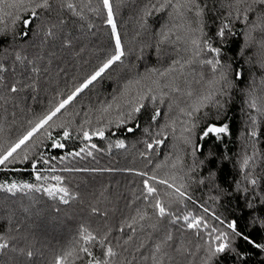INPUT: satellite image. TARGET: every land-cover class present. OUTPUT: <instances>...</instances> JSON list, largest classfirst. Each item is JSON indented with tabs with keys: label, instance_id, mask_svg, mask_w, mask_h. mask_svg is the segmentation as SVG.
Returning a JSON list of instances; mask_svg holds the SVG:
<instances>
[{
	"label": "trees",
	"instance_id": "trees-1",
	"mask_svg": "<svg viewBox=\"0 0 264 264\" xmlns=\"http://www.w3.org/2000/svg\"><path fill=\"white\" fill-rule=\"evenodd\" d=\"M14 2L0 0V144L5 146L115 53L102 0H49L51 6L35 8V16L31 12L41 0L10 7ZM69 2L75 11L62 6ZM110 3L124 55L54 118L64 127L49 131L65 147L52 148L38 133L18 150L20 158L0 165L4 185L49 187L58 183L53 177H62L68 203L35 189L0 188V242L8 245L0 250V264H56L68 252L73 254L63 264H87L93 257L110 264H153L154 257L162 264H264V248L227 228L235 221L237 231L264 244V5L246 0L237 13L230 6L234 0H196L198 15L196 7L160 9L164 0ZM225 23L229 28L220 37ZM192 39L221 49L215 71L203 61L216 54L201 44L196 56ZM137 104L143 107L133 112ZM224 124L228 132L219 138L203 136L209 125ZM101 128L103 137L91 135ZM119 141L123 147H117ZM76 152L80 155H68ZM33 160L46 179H36ZM153 175L149 184L158 189L163 217L153 207L157 197L145 199L144 180ZM138 211L146 213L143 220ZM201 217L209 227L188 228ZM221 231L228 233L230 247L213 256L223 242L215 239ZM88 233L96 239L85 244ZM81 246L92 257L79 252ZM108 246L115 256H104Z\"/></svg>",
	"mask_w": 264,
	"mask_h": 264
},
{
	"label": "snow or ice",
	"instance_id": "snow-or-ice-1",
	"mask_svg": "<svg viewBox=\"0 0 264 264\" xmlns=\"http://www.w3.org/2000/svg\"><path fill=\"white\" fill-rule=\"evenodd\" d=\"M260 3L262 5H264V0H253V3ZM33 3V0H27V5H31ZM103 6L108 10L107 11V23L109 25H111L112 28V34L115 37V53L113 55H111L103 64H101L90 76H88L82 83H80L78 86L75 87V89L73 91L70 92V94H68L66 97H63L59 100V102L49 111H47L46 113L42 114L41 116H39L35 121H29V125L30 127H28L14 142L11 143H7V145L5 146L4 144H0V165H6V163L8 162H13L16 159L20 158V152L18 150L22 149V147H25L28 145L29 141L33 140V137H35L38 133L43 134L46 136L47 139L51 140V147L52 148H56V149H62L65 147V145L63 143H61L59 140L53 139L52 137V133L49 131L50 128L53 127H64L63 124L57 125L55 123L54 118L57 117L58 113H61L62 109H65V107L69 104H71L75 98L78 96V94H80L81 92H83L84 89H87L94 81L97 80L98 77H101L103 73H105V71L107 69L110 68V66H112L115 62L120 61L121 57L124 55L123 53V48H122V44H121V40H120V36L116 31V25L115 22L113 20V13H112V7H111V3L110 0H102ZM246 3V0H234V5H230V6H234L236 8L237 13H239V5ZM27 5L25 4V0H15L14 3L10 4V7H27ZM50 2L49 0H41L40 3H35V7L33 8L31 15L35 16L37 13L35 11V8H49ZM62 6H66L68 9L75 11V5L72 3H66V5H62ZM174 7V8H186V9H191L193 7H196L197 9H199V5L196 3V0H183V2L181 3V0H177V2L175 4L172 3V0H164V3L160 4V9H163L165 7ZM153 7H155V5H153ZM251 10V6H249L248 8L245 9V18H246V13L247 11ZM202 13V9H199L197 14H201ZM79 14V13H76ZM229 15H231V13H229ZM239 18V17H237ZM17 19H19V17H17ZM15 22V21H14ZM24 24H29L30 20L25 19L23 20ZM229 28V25L227 23L223 24L222 27H220L217 35L220 37H223L225 35V30ZM201 34H202V30H201ZM179 39V37H178ZM192 44L195 46V55L199 56L201 54L202 48H201V44H203L207 50L209 52L215 53L216 54V59H210V60H206L203 61V63H207L209 65L212 66L213 70L215 71L217 69L218 66H220V60H219V54L221 52L220 48H216L213 47L212 44L208 41V40H204V41H200L198 39H192ZM34 71H38V69H34ZM161 75H164V73H161ZM224 74L222 73L221 75V79H224ZM13 92L16 91L15 86L12 87L11 89ZM178 91V89H176ZM153 100H155V96L151 97ZM139 99L142 101L144 99V96H140ZM204 99H208V97H205ZM112 105L109 104L107 106V108L104 109V111H107L109 108H111ZM117 107H119V105H117ZM141 107H143L142 104H137L135 107L132 108L133 112H139ZM199 107H203V104L201 103L200 105L197 106V108L195 110H199ZM253 107H255V104H253ZM121 115H123L121 113ZM160 115L159 110H157L156 114L152 117L153 120L156 119L157 116ZM188 115H191V112L188 113ZM129 118H131V113H129ZM120 123H124L123 120H120ZM132 129H129V131H131ZM228 132V125L224 124L222 126H216V125H209L207 127V129L203 132V136L207 137L210 133L215 134L217 138L220 137L221 134L227 133ZM91 135H98L103 137L104 136V130L101 128L99 130H97L96 132H93ZM91 135L89 134L88 131H84L83 132V136L86 140H90L91 139ZM252 135L254 136L255 133L253 132ZM69 137V132L67 129L64 130L63 132V138H68ZM163 141H155V143L160 144ZM190 142V141H189ZM123 142L119 141L117 142V147H123ZM152 144H149L148 147L152 148ZM93 148H95V145H92ZM85 149H81L80 152H83ZM80 152H76V153H69L68 155H76L79 156ZM89 155H91V153L89 152ZM23 160H28L29 156L27 154V151L25 149L23 157ZM53 159H55V157H53ZM41 160H43V156H41ZM45 163H47V160H44ZM248 160L247 158L244 160V164L247 165ZM32 167L34 170H36V179L40 180V179H46L45 177H42L39 173V171L37 170V161L33 160L32 161ZM157 167H159V165H157ZM54 170V169H53ZM67 170V169H65ZM140 175L142 176H147V173H140ZM54 180H56L58 183L51 185L49 187H44L43 185L40 186H36L33 184H23V185H17L16 183H11V184H0V188H6L7 191L9 192H14L16 190H23V189H35L36 191H44L47 193L48 196L50 197H55V196H59L60 200L63 201L64 203H68V200L66 199V197L69 196V190L66 187L61 186V184L59 182H62V177L60 176H55L53 177ZM149 179L151 180H156V176L153 175L151 177H149L148 179L144 180V186L147 192V196H145V199H147L148 197H157L155 200V204L153 205L154 209L157 211L158 215L160 217L165 216L166 214V208L164 207L163 203L161 202V200L158 198L159 196V192L158 189L152 185L149 184ZM160 184L166 185L167 187H171V188H175V193L174 194H179L180 196H184L185 193L181 191L180 187H175V185H171L168 183L167 180H160L159 181ZM253 184L256 183L255 180L252 181ZM249 207H252V205H249ZM205 211H207V209H205ZM138 217L140 220H143L145 218L146 213H141L138 211L137 213ZM215 215V214H213ZM135 217L133 218V220L135 221ZM184 219L187 221L189 219L188 216H185ZM217 220H219V217H216ZM203 223L204 227L207 228L209 227V225L203 221V218H194L192 220L191 223H189L187 226L188 228H197L199 225H201ZM223 223V222H222ZM262 223H264V221H262ZM131 227V225H129ZM227 228L232 230V234L236 237H239L240 239H243L246 243L253 245L256 248H264V244H259L256 243L254 240L251 239L250 236L245 235L242 232L237 231L236 228V222H230L227 224ZM134 230V229H133ZM211 231L213 233L217 232L218 230L213 227L211 229ZM223 238V242H220L216 245L215 250L212 251V255L215 256L218 253H223L225 252L226 249H228L230 247V242H228V233L227 232H220L219 235L215 236V239L217 241H222ZM3 238L0 237V240H2ZM96 238L91 234L88 233L86 235L83 236V240L85 242V244H87L88 242H91L93 240H95ZM168 240H171V236L167 237ZM106 240V237L104 239L101 240V244H104ZM7 242H0V250L6 248ZM162 247V244H157L156 245V249L157 251H159ZM233 251H235V249H232ZM79 252H83L85 253L87 256L92 257V252L89 251V248L86 246H81L79 248ZM73 253L72 252H68L66 253L64 256L58 257L56 260V264H63V261L66 259L67 256H71ZM29 255H31V253H29ZM116 253L113 251L111 246H108L106 248V250L104 251V256L105 257H113L115 256ZM77 258H79V255L77 253ZM87 264H110V261L108 259H98L93 257V259L88 260ZM153 264H162V261H157L156 258H153Z\"/></svg>",
	"mask_w": 264,
	"mask_h": 264
}]
</instances>
